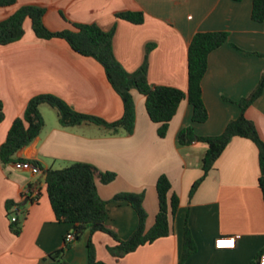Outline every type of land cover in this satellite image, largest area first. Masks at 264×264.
Returning <instances> with one entry per match:
<instances>
[{
	"label": "crops",
	"instance_id": "obj_1",
	"mask_svg": "<svg viewBox=\"0 0 264 264\" xmlns=\"http://www.w3.org/2000/svg\"><path fill=\"white\" fill-rule=\"evenodd\" d=\"M253 0H16L0 8V21L19 8L37 5L45 9L43 22L52 32L70 28L69 23L95 24L104 31L115 29L113 53L121 67L135 72L146 60L147 80L187 92L188 49L200 32H226L228 40L211 52L201 82L208 112L204 123H192V108L182 100L169 122L164 138L150 121L145 97L131 91L135 125L131 134H111L94 125L61 128L58 113L47 121V104L39 107L44 127L39 136L16 154L24 162H37L41 169H63L73 163L88 164L99 172L113 173L108 184L97 183L99 196L110 201L120 193H144L149 229L158 212L156 182L165 176L179 206L169 218L170 234L139 247L120 260L108 248L116 245L107 234L85 233L65 251L67 264H86L91 239L96 259L105 264H178L187 226L196 252L183 264H257L264 252V201L259 188L258 151L243 138H233L212 170L190 196L192 185L202 176L204 143L179 146L178 132L188 126L198 136L220 135L238 118L237 101L249 96L264 72V22L251 19ZM124 11L144 14L141 25L116 18ZM22 38L0 45V101L4 118L0 144L13 121L21 117L28 102L47 94L73 110L108 122L123 115V103L95 59L82 56L59 38L39 39L31 22L23 23ZM150 47V49H149ZM45 112V113H44ZM264 142V89L245 111ZM39 191L37 201L22 197L29 188ZM21 204L17 215L21 231L11 230L7 204ZM105 225L126 241L138 226V217L126 202L107 205ZM72 226L55 220L43 171L32 174L3 166L0 162V264H47V255L62 248ZM238 237L234 249L218 250V238Z\"/></svg>",
	"mask_w": 264,
	"mask_h": 264
},
{
	"label": "trees",
	"instance_id": "obj_2",
	"mask_svg": "<svg viewBox=\"0 0 264 264\" xmlns=\"http://www.w3.org/2000/svg\"><path fill=\"white\" fill-rule=\"evenodd\" d=\"M240 2L242 0H233ZM16 0H0V8L14 5ZM45 9L37 5H27L19 8L14 14L0 21V45H8L20 40L24 34L23 23L31 22L32 30L39 39L59 38L65 40L76 53L95 59L105 71L106 78L123 103L122 117L108 122L96 116L79 113L65 102L52 95L42 94L33 97L27 104L21 117L16 118L0 144V162L3 166L24 162L16 158V154L29 146L41 133L44 119L39 107L47 104L58 113L61 128H72L80 125H94L111 134H131L135 125V104L131 95L136 90L145 97V109L151 122L156 124L157 135L164 138L169 122L176 114L182 100H187L192 108V123L201 124L208 118V112L202 98L201 82L207 70V60L211 52L221 47L228 40L226 32L196 33L188 49V89L165 86L153 87L147 80V62L133 73L126 72L113 53V38L115 29L104 31L95 24L69 23L70 28L61 32H52L44 24ZM117 19L133 25H141L144 14L139 11H124L116 15ZM251 19L256 23L264 22V0H253ZM150 49V47H149ZM260 56L261 54H257ZM264 89V72L252 93L237 101L240 115L230 121L224 131L217 136H198L192 126L182 128L177 134L179 146H189L193 143H204L207 150L202 161V176L191 187L190 196L205 179L215 162L233 138H243L251 141L258 151L259 179L258 184L264 201V142L261 140L254 123L245 117V111L262 94ZM4 118L3 106L0 101V123ZM43 171L47 197L55 220L72 226V243L47 255V264H67L65 251L81 240L85 233L93 235L101 232L110 236L116 243L109 247L108 253L117 261L134 252L139 247L152 244L158 239L170 234L169 218L175 214L178 197L171 193V184L165 176H160L156 182L158 212L153 225L147 229V213L143 203L144 193H120L110 201L103 200L98 193L97 183L108 185L116 179L113 173L99 172L91 165L73 163L63 169H41L37 162H29ZM32 187V186H29ZM110 202H126L138 217V226L131 237L122 241L117 234L105 225L107 205ZM16 206L20 212L21 204L9 202L8 211ZM8 215H10L8 213ZM11 230L19 235L21 228L19 220L11 223ZM196 252V245L186 226L183 235L182 253L178 264H183ZM88 259L86 264H105L96 259L92 240L87 243Z\"/></svg>",
	"mask_w": 264,
	"mask_h": 264
},
{
	"label": "built area",
	"instance_id": "obj_3",
	"mask_svg": "<svg viewBox=\"0 0 264 264\" xmlns=\"http://www.w3.org/2000/svg\"><path fill=\"white\" fill-rule=\"evenodd\" d=\"M12 166L21 171H28L32 174H39L40 170L33 166L29 162H17L12 164ZM39 196V191L35 187H29L22 195L23 198L29 199L32 202L37 201ZM20 212L18 211L17 207L14 206L9 210L10 217V223H15L18 221L17 215ZM238 237H224V238H218L214 242L215 249L218 250H224V249H234L236 245V239ZM74 240V237L72 233L65 236V243H72ZM257 264H264V252L258 257Z\"/></svg>",
	"mask_w": 264,
	"mask_h": 264
},
{
	"label": "rangeland",
	"instance_id": "obj_4",
	"mask_svg": "<svg viewBox=\"0 0 264 264\" xmlns=\"http://www.w3.org/2000/svg\"><path fill=\"white\" fill-rule=\"evenodd\" d=\"M45 109L48 111V113H45V118H46V120L47 121H49V120H53L54 118H55V116H56V113H57V111L55 110V109H53V108H51L50 106H48V105H46L45 106ZM8 217H9V219H10V217H11V215H8Z\"/></svg>",
	"mask_w": 264,
	"mask_h": 264
}]
</instances>
